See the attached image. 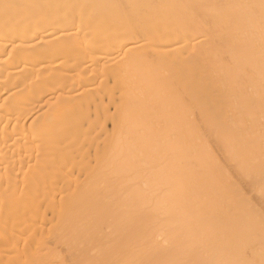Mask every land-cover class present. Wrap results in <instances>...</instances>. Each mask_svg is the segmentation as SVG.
<instances>
[{
	"label": "bare ground",
	"instance_id": "obj_1",
	"mask_svg": "<svg viewBox=\"0 0 264 264\" xmlns=\"http://www.w3.org/2000/svg\"><path fill=\"white\" fill-rule=\"evenodd\" d=\"M0 264H264V0H0Z\"/></svg>",
	"mask_w": 264,
	"mask_h": 264
}]
</instances>
